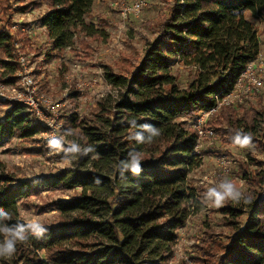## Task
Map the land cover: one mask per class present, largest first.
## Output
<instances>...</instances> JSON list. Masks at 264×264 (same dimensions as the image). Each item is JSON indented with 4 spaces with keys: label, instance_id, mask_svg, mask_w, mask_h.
I'll return each mask as SVG.
<instances>
[{
    "label": "trees",
    "instance_id": "trees-1",
    "mask_svg": "<svg viewBox=\"0 0 264 264\" xmlns=\"http://www.w3.org/2000/svg\"><path fill=\"white\" fill-rule=\"evenodd\" d=\"M95 1L0 0L4 82L17 80L18 47L51 62L77 42L79 60L89 58L93 48L88 42L107 37L96 26L99 17L86 20ZM31 8H41L36 20L45 31L46 50L30 47L29 25L13 31L10 10L26 13ZM263 10L264 0H170L164 16L153 23L155 37L144 38L140 58L122 55L121 72L99 62L105 82L122 95L113 104H99L97 113L78 124L76 115L67 117L80 149L66 148L62 156L75 155L79 170L19 182L0 161V208L11 216L0 223L25 226L29 238L17 243L13 256L0 259V264H166L177 231L197 204L187 177L202 159L194 152L197 135L188 120L231 92L247 64L256 59L260 42L253 16ZM175 65L189 70L184 86L172 74ZM0 106L8 107L0 118V147L12 139L34 145L42 125L19 103L0 101ZM236 107L240 115L233 106L221 107L209 124L229 136L228 142L247 135L248 147L264 151L263 99L246 97ZM246 157L256 166L249 171L246 163L238 165L249 184L243 200L249 202L226 200L218 208L228 235L211 243L201 240L196 246L200 257L193 258L201 264H264V162L251 149ZM134 158L140 161L138 173L131 168ZM54 189L81 193L70 201L35 207L38 212L50 208L60 213L56 224L43 223L47 231L37 239L18 220L17 204L25 208L26 198ZM205 230L214 235L209 227ZM3 238L0 235V241Z\"/></svg>",
    "mask_w": 264,
    "mask_h": 264
},
{
    "label": "rangeland",
    "instance_id": "rangeland-1",
    "mask_svg": "<svg viewBox=\"0 0 264 264\" xmlns=\"http://www.w3.org/2000/svg\"><path fill=\"white\" fill-rule=\"evenodd\" d=\"M114 1L116 0L94 2L86 20L94 22V19L99 17L101 23L96 26L103 30L107 37L88 42L93 48L92 55L84 61L79 60L82 56L79 54L80 46L77 42L72 50H64L61 58H54L51 62L45 61L43 54L35 55L33 50L27 48L22 50L18 47L17 59L19 56L24 57L25 67L32 75L37 93L47 95L50 99L61 103L54 115L49 114L45 109H42L40 116L33 115L44 128L43 132L34 138L36 141L34 145H27L12 139L0 147V161L4 164L5 171L19 182L33 179L37 181L39 178L56 176L62 171L77 172L79 170L75 155L62 156L66 148H71L72 144L78 145L77 141H80L76 136L77 132L67 127V117L76 115L78 124L97 113L99 104L109 105L118 101L122 91L105 82L104 70L99 62L110 65L115 72H121L119 62L122 55L140 58L143 54L144 38L155 37L152 30L153 23L164 16L170 0H147L138 16L128 15L125 20L119 16L118 7L111 5ZM40 11L41 8H31L26 13L11 9L12 28L15 31L22 25H29L27 31L30 47L33 49L43 47V50H46L45 31L36 20ZM253 21L256 24L260 53L264 63V10L253 16ZM18 70H21L19 64ZM18 70L15 72L17 79H19ZM188 72L189 70L182 65H175L172 68V74L178 77L180 86H184L186 81L190 80ZM4 73L5 71L0 66V101L8 102L14 95V91L19 88V82L16 80L13 81L14 83H5ZM252 105H256L254 101ZM7 108L0 106V118ZM234 108L240 115L239 107ZM218 112L219 110L210 115L204 124L205 128L213 131V135L198 140L197 149L202 164L199 168L191 171L187 177V184L195 190L197 204L195 208H189L190 216L184 226L177 231L172 255L166 264H201L193 259L200 257L196 246L201 243V240L206 239L208 243L218 239L225 240L228 230L222 225L223 215L217 207L211 204L207 197V190L210 187H218L221 182L232 181L242 192L240 201L244 203L243 192L249 188V184L242 180L238 165L240 162L246 163L249 171L256 168L246 157L247 149H251L257 160L264 162V151L252 147L241 148L235 142H228L231 140L229 136L217 132L214 126L209 124L218 115ZM199 115L200 113L194 119L188 120L191 126ZM224 125L221 123L218 126L223 129ZM51 140L60 141L61 147L59 149L51 148L49 145ZM24 148L27 149V152L23 150ZM79 193H81L79 189H54L28 197L25 199L27 207L24 208L17 204V218L25 224L30 222L32 217L39 218L42 224H56L60 216L58 211L45 208L43 212H38L35 207L44 206L51 201H70ZM225 204L224 202L219 208L224 207ZM63 216L72 218L74 215ZM207 227L214 231L213 236L205 234ZM38 255L43 257L44 253L40 252Z\"/></svg>",
    "mask_w": 264,
    "mask_h": 264
},
{
    "label": "built area",
    "instance_id": "built-area-1",
    "mask_svg": "<svg viewBox=\"0 0 264 264\" xmlns=\"http://www.w3.org/2000/svg\"><path fill=\"white\" fill-rule=\"evenodd\" d=\"M146 3L147 0H116L112 2L111 5L113 7H118L119 16L122 20H125L128 15L138 16ZM17 60L21 67V70H18L19 79H17L19 82V88L14 91V95L9 101L25 106L27 111L34 116H40L42 114V109H45L49 114H56L61 103L50 99L47 95L38 94L35 89L32 75L25 67L24 57L19 56ZM255 95L260 96L264 103V63L260 51L256 59L247 64L245 71L238 78L233 90L226 96L220 99L217 98L216 105L212 109L206 112H200L195 123L192 124L197 135L194 152L199 154L197 149L199 139L203 137H211L213 135L211 129L204 127V124L210 115L215 114L221 107H236L243 102L244 98Z\"/></svg>",
    "mask_w": 264,
    "mask_h": 264
},
{
    "label": "clouds",
    "instance_id": "clouds-1",
    "mask_svg": "<svg viewBox=\"0 0 264 264\" xmlns=\"http://www.w3.org/2000/svg\"><path fill=\"white\" fill-rule=\"evenodd\" d=\"M153 135H158V133H153ZM137 139H141L137 137ZM250 136H244L243 139L239 137L236 138L235 143L241 148L248 147L250 144ZM51 148L59 149L61 143L58 140H51L49 142ZM70 151L77 152L79 147L76 144H72ZM139 159L134 158L131 164L132 171L134 173L139 172ZM243 183V182H241ZM242 192L237 188V186L232 181L221 182L218 187H210L207 190V197L211 201V204L217 208L221 207L226 200H232L234 202H239L241 199ZM249 201L245 200V203ZM11 219L10 214L3 208H0V221ZM27 228L31 230L33 236L40 239L47 231V229L40 222L39 218L32 217L30 222L27 223ZM0 235L4 238L0 241V259H10L16 251L17 243H27L29 238L26 234L25 226L17 225L16 227H8L0 223Z\"/></svg>",
    "mask_w": 264,
    "mask_h": 264
}]
</instances>
